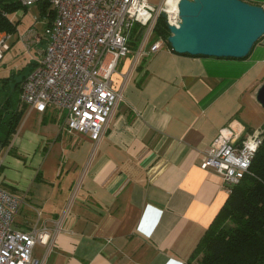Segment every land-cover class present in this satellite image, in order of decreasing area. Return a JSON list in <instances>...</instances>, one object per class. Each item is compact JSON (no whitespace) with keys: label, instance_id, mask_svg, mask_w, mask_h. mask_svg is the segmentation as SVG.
<instances>
[{"label":"crops","instance_id":"0c3cea01","mask_svg":"<svg viewBox=\"0 0 264 264\" xmlns=\"http://www.w3.org/2000/svg\"><path fill=\"white\" fill-rule=\"evenodd\" d=\"M242 1L264 9V0ZM19 29L9 43L29 51ZM263 83L264 35L240 59L177 54L167 44L138 57L132 47L111 78L122 100L99 141L68 132L53 106H25L0 147V186L23 198L15 228L37 224L53 235L54 244L35 246L33 257L42 264L188 262L230 193L202 168L204 154L228 126L238 141L262 129L255 94Z\"/></svg>","mask_w":264,"mask_h":264},{"label":"built area","instance_id":"2783aa9c","mask_svg":"<svg viewBox=\"0 0 264 264\" xmlns=\"http://www.w3.org/2000/svg\"><path fill=\"white\" fill-rule=\"evenodd\" d=\"M38 1L21 0V5L29 8ZM46 1L55 17L43 28L44 49L21 83L20 101L39 112L55 107L64 113L68 132L87 134L97 142L122 100L111 85L118 61L132 53V38L137 34L138 57L151 55L167 44L154 36L153 29L162 14L167 26H178L177 3L169 9L166 0L157 7L150 0ZM10 35L0 33V60L10 48ZM23 40L28 50L42 41L32 27ZM262 134L257 130L238 141L230 126L220 130L204 154L202 168H212L230 191L249 173ZM22 203V197L0 186V264H42L33 257L34 247L54 244L46 226L15 228Z\"/></svg>","mask_w":264,"mask_h":264},{"label":"trees","instance_id":"16d2710c","mask_svg":"<svg viewBox=\"0 0 264 264\" xmlns=\"http://www.w3.org/2000/svg\"><path fill=\"white\" fill-rule=\"evenodd\" d=\"M37 7L45 25L50 24L55 14L49 3L39 0ZM19 10H27L21 0H0V33L17 32L19 20L11 16ZM153 32L156 38L167 39L168 26L162 16L157 18ZM139 38V34L132 38L135 49ZM33 65L35 67L36 63ZM25 77L21 75L22 80L17 81L13 77L11 87L6 86L7 81L3 82L0 91V147L9 144L24 114L26 105L21 103L19 94ZM185 264H264V131L249 173L230 188L224 205Z\"/></svg>","mask_w":264,"mask_h":264},{"label":"water","instance_id":"95a60500","mask_svg":"<svg viewBox=\"0 0 264 264\" xmlns=\"http://www.w3.org/2000/svg\"><path fill=\"white\" fill-rule=\"evenodd\" d=\"M177 9L166 39L177 54L240 59L264 35V9L242 0H178ZM255 100L264 109V83Z\"/></svg>","mask_w":264,"mask_h":264},{"label":"rangeland","instance_id":"374dc122","mask_svg":"<svg viewBox=\"0 0 264 264\" xmlns=\"http://www.w3.org/2000/svg\"><path fill=\"white\" fill-rule=\"evenodd\" d=\"M160 1L161 0H150V4H154V6L157 7L162 3V1ZM11 18L19 20V34H24V32H27V30L32 27L34 30H37V34L42 39V42L44 41L43 28L45 21L39 17L37 5L27 8L26 11L19 10L14 13ZM139 45L140 44L137 46L136 44L134 45L136 50ZM9 46V51L5 53L2 60H0V91L4 81H7V87H11L13 84L11 79L13 77L16 81L20 80L21 75H24L29 70V66L33 63V59H35L34 57H39L40 54L38 55L37 50L40 52L44 47L43 44L32 45L30 50L26 51L22 45H13L11 47V43H9ZM262 120L264 121V113ZM261 130L264 131V124Z\"/></svg>","mask_w":264,"mask_h":264},{"label":"bare ground","instance_id":"6f19581e","mask_svg":"<svg viewBox=\"0 0 264 264\" xmlns=\"http://www.w3.org/2000/svg\"><path fill=\"white\" fill-rule=\"evenodd\" d=\"M167 1H166V5L168 6L169 9H172L176 7V3L178 0H170L168 4H167Z\"/></svg>","mask_w":264,"mask_h":264}]
</instances>
